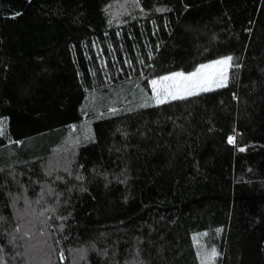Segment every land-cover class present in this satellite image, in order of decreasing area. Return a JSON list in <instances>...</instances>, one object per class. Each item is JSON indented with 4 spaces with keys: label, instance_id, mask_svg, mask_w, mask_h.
<instances>
[{
    "label": "trees",
    "instance_id": "16d2710c",
    "mask_svg": "<svg viewBox=\"0 0 264 264\" xmlns=\"http://www.w3.org/2000/svg\"><path fill=\"white\" fill-rule=\"evenodd\" d=\"M0 126V264H264V0H0Z\"/></svg>",
    "mask_w": 264,
    "mask_h": 264
},
{
    "label": "snow or ice",
    "instance_id": "6c2138e0",
    "mask_svg": "<svg viewBox=\"0 0 264 264\" xmlns=\"http://www.w3.org/2000/svg\"><path fill=\"white\" fill-rule=\"evenodd\" d=\"M232 57L217 60L213 64L201 65L198 69L188 74L174 72L150 81L153 97L157 104L165 103L169 99H183L189 95H195L199 91H209L211 87L224 86L226 70L230 66ZM219 66H223L222 68ZM3 128L0 126V134ZM229 143L234 142V137L228 138ZM243 151L244 149H240ZM217 255L215 248L206 254L205 259L212 260Z\"/></svg>",
    "mask_w": 264,
    "mask_h": 264
},
{
    "label": "rangeland",
    "instance_id": "374dc122",
    "mask_svg": "<svg viewBox=\"0 0 264 264\" xmlns=\"http://www.w3.org/2000/svg\"><path fill=\"white\" fill-rule=\"evenodd\" d=\"M225 57H223V58H220V59H217V60H221V59H224ZM217 60H215V61H217ZM215 61H213V62H210V63H208V64H213ZM208 64H206V65H208ZM219 67H223V66H219ZM230 68H231V62H230V66H228L227 67V70H226V81H225V83H224V85H226L227 84V82H228V77H229V70H230ZM150 86H151V84H150ZM221 87H223V86H220V87H217V86H212L211 87V89L210 90H213V89H217V88H221ZM151 90H152V87H151ZM201 92H204V91H199V92H197V94L198 93H201ZM153 93V92H152ZM154 95V94H153ZM189 96H191V95H189ZM186 97H188V96H186ZM169 100H173V99H169ZM168 100V101H169Z\"/></svg>",
    "mask_w": 264,
    "mask_h": 264
}]
</instances>
